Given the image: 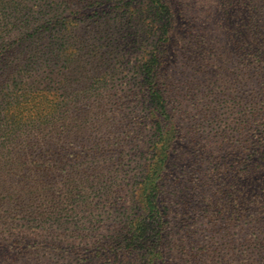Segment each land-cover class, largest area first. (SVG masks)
I'll return each mask as SVG.
<instances>
[{
  "label": "rangeland",
  "instance_id": "rangeland-1",
  "mask_svg": "<svg viewBox=\"0 0 264 264\" xmlns=\"http://www.w3.org/2000/svg\"><path fill=\"white\" fill-rule=\"evenodd\" d=\"M168 2L173 19L168 66L175 67L178 82L175 88L182 102L176 114L190 136L176 144L163 186L173 233L168 248L178 263L187 259L182 247L185 229L180 228L179 220L189 203V207L201 208L191 215L192 228L197 230L195 246L210 248L224 264H240L237 255L252 233L248 220L261 205L264 207V196L242 194V187L235 181L231 190H227V182L232 179L226 173L221 176L220 169L239 165L242 141L252 144L258 136L264 140V109L255 121L253 102L261 73L258 66L264 67V46L256 47L254 22L259 17L264 24V0ZM131 9L136 14L130 23L127 12ZM30 12L36 15L32 26L24 34L13 33L8 40L12 57L21 64H32L28 48L39 46V54L33 56L37 68L31 72L40 79L52 71L65 72L72 65L68 56L51 51L55 39L73 37L97 43L99 53L94 57L86 54L78 58L81 52L77 50L72 58L81 65V72L103 84L104 109L116 111L111 121L116 128L113 145L101 149L99 160L105 177L91 189L94 192L90 196L91 209L84 206L83 211L71 213L70 219L67 217L63 224L49 229L45 225L23 228V234L36 230L43 235L30 240L27 256L43 264H141L120 250L115 239L135 196L137 199L138 186L153 157L150 147L156 129L149 114V94L142 83L141 71L145 48L129 42L136 30L142 35L139 40L145 36V27L141 25L147 24V16L152 15L150 0H38ZM107 40L114 53L107 52ZM200 42L204 43L199 45ZM239 43H243L242 48ZM4 62L1 53L0 72ZM93 99L91 96L90 100ZM106 131L97 134L98 140L105 137ZM88 148L77 163L73 160L79 148L63 149L66 164L60 170L61 177L56 179L70 173L82 159L88 160L82 167H94L96 161ZM48 159L52 160L49 163L55 162L52 155ZM196 183L200 185L195 186ZM104 184L120 192L105 199L101 194ZM211 189L209 196L207 191ZM83 215H87L85 221L80 219ZM77 232L89 236H79L78 241L71 242L69 236ZM224 232L227 233L223 235ZM59 235L64 238L67 235L66 240L56 246L53 239ZM216 245H220L217 250Z\"/></svg>",
  "mask_w": 264,
  "mask_h": 264
},
{
  "label": "trees",
  "instance_id": "trees-1",
  "mask_svg": "<svg viewBox=\"0 0 264 264\" xmlns=\"http://www.w3.org/2000/svg\"><path fill=\"white\" fill-rule=\"evenodd\" d=\"M37 1L0 0V54L5 56L0 72L1 264H43L39 259L27 256L31 249L30 240L43 235L36 230L23 234V228L45 225L49 229L57 223L63 224L67 217L70 219L71 213L83 211L84 206L87 210L91 209L90 196L94 193L91 189L105 177L103 164L99 160L101 149L113 145L111 140L116 128L115 125L111 126L116 111L104 109L103 84L98 78L81 72V65L72 58L77 50L81 52L78 58L86 54L94 57L99 53L97 43L73 37L55 39L51 43V51L68 56L72 65L65 72L53 74L52 71L40 79L34 78L31 72L37 68L36 57L33 56L39 54V46L27 51L33 65L31 62L21 64L12 57L13 50L8 47V40L13 33L24 34L32 26L36 15L30 11H34ZM150 5L152 15L147 16V24L141 25L145 27V36L139 40L142 35L136 30L135 37L129 42L145 48L142 51L141 71L144 74L142 83L149 94V114L156 129L150 147L153 157L138 186L137 199L135 196L132 207L127 210L125 222L121 224L115 241L120 250L137 258L141 264H224L210 248L195 246L197 230L192 228L194 219L191 215L197 214L198 208H201L194 205L189 207V203L179 220L182 223L180 228L185 229L182 239L185 245L182 247L188 254L187 259L178 263L168 248L173 233L169 225L171 212L163 195V186L176 144L181 139L188 140L190 136L176 114L182 102L175 88L178 86L175 67L168 66L173 40L172 8L168 0H150ZM127 14L131 23L136 12L131 9ZM254 24V41L260 49L264 46V24L259 17H255ZM128 30H131L130 26ZM109 41L106 49L111 54L114 47ZM242 46L243 43H239L238 47ZM258 68L261 73L257 77L253 98L255 121H258L259 113L264 109V67L260 64ZM91 96H94L93 100H90ZM103 131H106L105 137L98 140L97 134ZM239 146V165L220 169L221 176L225 177L226 173L232 179L227 182V190L238 182L242 194L264 196V140L258 136L252 144L246 140ZM87 147L96 165L82 167L88 162L82 159L76 168L72 167L70 173L56 179L61 177L60 170L66 164L63 149L79 148L73 160L77 163V158H82ZM51 155L55 157L54 163H49L52 161L48 159ZM199 185L196 183L195 186ZM204 185L205 182L200 186ZM102 190L105 199L112 197L114 192H120V189L106 184ZM212 190L207 191L209 196ZM262 206L252 216H243H250L248 221L252 233L237 255L240 264H264ZM86 217L83 215L80 219L85 221ZM64 236L53 239L56 246L64 244L67 235ZM79 236L87 238L89 234L77 232L69 238L71 242H76ZM103 244H107V241ZM219 248L220 245H216L215 249Z\"/></svg>",
  "mask_w": 264,
  "mask_h": 264
}]
</instances>
